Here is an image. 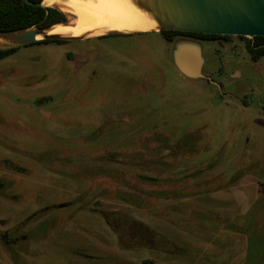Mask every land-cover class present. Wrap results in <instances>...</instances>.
Here are the masks:
<instances>
[{
	"label": "rangeland",
	"instance_id": "374dc122",
	"mask_svg": "<svg viewBox=\"0 0 264 264\" xmlns=\"http://www.w3.org/2000/svg\"><path fill=\"white\" fill-rule=\"evenodd\" d=\"M224 57L207 60L216 87L181 76L156 32L0 60V264H264V88ZM106 212L175 255L129 250Z\"/></svg>",
	"mask_w": 264,
	"mask_h": 264
},
{
	"label": "water",
	"instance_id": "95a60500",
	"mask_svg": "<svg viewBox=\"0 0 264 264\" xmlns=\"http://www.w3.org/2000/svg\"><path fill=\"white\" fill-rule=\"evenodd\" d=\"M29 5L47 8L42 3ZM66 1V0H61ZM148 22L142 30L100 29L74 36L52 33V27L21 28L0 31L3 48L20 47L37 41H80L90 37L131 35L161 31L203 35L264 37V0H126ZM55 8V7H54ZM64 26V25H63ZM172 63L186 79H202L204 63L200 46L193 41H179L172 49Z\"/></svg>",
	"mask_w": 264,
	"mask_h": 264
},
{
	"label": "trees",
	"instance_id": "16d2710c",
	"mask_svg": "<svg viewBox=\"0 0 264 264\" xmlns=\"http://www.w3.org/2000/svg\"><path fill=\"white\" fill-rule=\"evenodd\" d=\"M32 4H40L43 0H29ZM64 15L54 7H39L36 5H29L23 0H0V31L15 30L21 28L37 27H52L57 24H65ZM161 33H165L164 31ZM172 34H183L190 38L195 36L211 37V35H203L197 33H183L175 31H167ZM117 36V35H116ZM120 36V35H118ZM264 39V37H258ZM49 42L62 43L63 41L45 40L37 41L30 45L46 44ZM27 46V45H26ZM18 47L0 48V60L15 53ZM102 217L111 229L116 233L120 225L125 226L129 233L136 237L135 245H129V250L144 249L151 250L157 253H167L175 255V246L158 235L157 232L130 216L103 213ZM183 253L184 250H180ZM256 252V251H255ZM254 252V253H255ZM150 263L149 260H145ZM144 261V262H145Z\"/></svg>",
	"mask_w": 264,
	"mask_h": 264
},
{
	"label": "flooded vegetation",
	"instance_id": "af4514ba",
	"mask_svg": "<svg viewBox=\"0 0 264 264\" xmlns=\"http://www.w3.org/2000/svg\"><path fill=\"white\" fill-rule=\"evenodd\" d=\"M163 32V31H161ZM156 32L159 34V39L163 44L164 48L169 47L171 49V59H172V49L174 45L179 41H193L197 43L201 48V54L204 60L202 66V74L203 78L207 80V83L213 87L221 86L219 82L214 84V79L219 78L215 76L213 68L207 65V60L211 58H215L219 62H223L225 59L224 55H229V65L230 69H236L235 66L238 64H245L250 67V70L257 78V84L262 85V90L264 88V39L254 37L253 39L247 37H239V36H219V35H211V37L204 36H195L189 37L183 34H172ZM137 34H146V33H137ZM134 35V34H131ZM118 36V35H117ZM128 36V35H121ZM109 36H99L97 38H104ZM166 50V49H165ZM245 69V67H243ZM205 69V72H204ZM218 71V69H215ZM234 72V71H233ZM233 72L230 75L233 76ZM262 76H261V75ZM239 77V74H238ZM237 78V77H236ZM230 79H235L232 77ZM260 80V82H258ZM264 91V90H263ZM247 96L243 97L242 103H246L245 99ZM264 98V96H263ZM263 102L261 105L262 113L264 114V100L260 99ZM5 235H3L4 238Z\"/></svg>",
	"mask_w": 264,
	"mask_h": 264
},
{
	"label": "bare ground",
	"instance_id": "6f19581e",
	"mask_svg": "<svg viewBox=\"0 0 264 264\" xmlns=\"http://www.w3.org/2000/svg\"><path fill=\"white\" fill-rule=\"evenodd\" d=\"M74 17L73 28L57 26L52 33L74 36L100 29L142 30L150 25L126 0H45ZM48 1V2H47ZM72 29V30H68Z\"/></svg>",
	"mask_w": 264,
	"mask_h": 264
}]
</instances>
